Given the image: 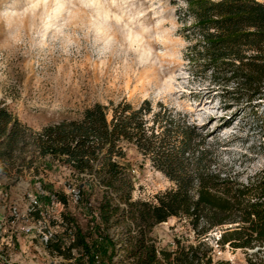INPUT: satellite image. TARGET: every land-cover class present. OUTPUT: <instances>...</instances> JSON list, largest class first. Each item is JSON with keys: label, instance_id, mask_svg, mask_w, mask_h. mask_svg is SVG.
Here are the masks:
<instances>
[{"label": "rangeland", "instance_id": "rangeland-1", "mask_svg": "<svg viewBox=\"0 0 264 264\" xmlns=\"http://www.w3.org/2000/svg\"><path fill=\"white\" fill-rule=\"evenodd\" d=\"M184 6L185 0H0V101L35 131L79 118L94 103L137 107L146 100L152 111L164 105L185 114L207 141H219L218 162L246 181L264 170L254 116L261 102L226 93L231 83L200 72L186 57L193 38L185 31L190 19H181ZM123 150L118 161L132 183V199L152 200L174 187L133 145L125 143ZM39 188L74 198L77 186L72 171L48 156L19 173L0 171V264H84L75 249L70 258H58L22 230L31 220L28 194ZM92 191L98 199L101 189ZM70 197L64 206L40 198L49 225L65 211L85 228L88 217ZM56 231L66 236L63 226ZM218 231L207 238L212 261L242 264V249L216 247ZM150 235L167 250L175 239L193 240L184 219L174 216L154 225ZM120 258L118 252L114 260Z\"/></svg>", "mask_w": 264, "mask_h": 264}, {"label": "trees", "instance_id": "trees-1", "mask_svg": "<svg viewBox=\"0 0 264 264\" xmlns=\"http://www.w3.org/2000/svg\"><path fill=\"white\" fill-rule=\"evenodd\" d=\"M181 10V19H190L186 35L193 38L186 57L200 72L231 83L226 93L261 102L254 116L264 149V0H185ZM125 143L148 157L174 187L152 200L132 199V183L118 161ZM218 143L207 141L185 114L164 105L152 111L146 100L137 107L94 103L79 118L36 131L0 101V171L19 173L46 156L72 171L76 197L63 190L50 194L63 206L69 197L74 200L88 217L86 226L61 211L67 239L59 235L47 246L64 258L75 249L84 264H225L212 261L207 238L215 228L219 247L264 242V170L239 180L218 162ZM96 186L101 194L93 199ZM172 216L184 219L193 240L175 239L172 250L158 248L150 232Z\"/></svg>", "mask_w": 264, "mask_h": 264}, {"label": "built area", "instance_id": "built-area-1", "mask_svg": "<svg viewBox=\"0 0 264 264\" xmlns=\"http://www.w3.org/2000/svg\"><path fill=\"white\" fill-rule=\"evenodd\" d=\"M72 192L75 196V190L72 188ZM29 196V202L28 207L26 209L27 216L30 217V223L25 224L22 228V230L25 233H30L32 238H37L42 243V247H44L45 250H48L52 254H54L58 258H62L61 255L56 254L54 251H50L47 244L49 241H56L57 237L59 236L58 229L61 226V217L60 213L57 217H55V220L53 222V225H49V219L46 217V214H44L40 209V198L43 196H47L49 198V205L59 204L63 206V204L57 200L54 199L53 194H50V192H43L40 188L36 190L34 193L28 194ZM46 207V206H45ZM14 213V220L18 219L19 214L16 212V209L13 208ZM31 214V215H30ZM28 218V217H27ZM37 226L36 233H32V229ZM220 235V231H218V234L215 235V239H217ZM216 247H219L217 244H215ZM232 249V248H231ZM242 257L243 261L242 264H264V242L261 244H257L251 248H244L242 249ZM231 262V259H230ZM230 264V263H228ZM232 264V263H231Z\"/></svg>", "mask_w": 264, "mask_h": 264}, {"label": "water", "instance_id": "water-1", "mask_svg": "<svg viewBox=\"0 0 264 264\" xmlns=\"http://www.w3.org/2000/svg\"><path fill=\"white\" fill-rule=\"evenodd\" d=\"M228 226H230V225H228Z\"/></svg>", "mask_w": 264, "mask_h": 264}]
</instances>
